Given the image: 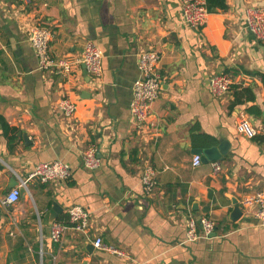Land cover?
Here are the masks:
<instances>
[{
	"label": "crops",
	"instance_id": "0c3cea01",
	"mask_svg": "<svg viewBox=\"0 0 264 264\" xmlns=\"http://www.w3.org/2000/svg\"><path fill=\"white\" fill-rule=\"evenodd\" d=\"M226 1L227 11L196 30L184 24L181 0H0V264H264V227L249 221L255 210L231 221L236 201L264 191V42L244 24L247 7L264 0ZM34 24L52 30L58 59L80 60L94 43L101 80L90 82L83 65L68 76L40 71L28 42ZM149 50L161 54L163 86L150 123L137 129L130 102L139 55ZM219 73L234 82L221 99L209 89ZM236 87L252 88L256 100L232 108ZM67 96L77 102L72 119L57 107ZM242 119L253 139L238 131ZM221 141L229 143L224 160L193 167L195 150ZM90 145L101 159L93 171L82 162ZM53 161L71 166L68 181L30 178ZM147 165L158 172L151 196L141 183ZM13 180L26 188L7 206ZM76 205L90 214L88 230L70 228L54 242L52 226L68 224ZM201 216L215 232L189 242L188 221Z\"/></svg>",
	"mask_w": 264,
	"mask_h": 264
},
{
	"label": "built area",
	"instance_id": "2783aa9c",
	"mask_svg": "<svg viewBox=\"0 0 264 264\" xmlns=\"http://www.w3.org/2000/svg\"><path fill=\"white\" fill-rule=\"evenodd\" d=\"M181 12L185 25L199 30L207 24L210 12L206 0H181ZM244 24L246 31L259 42H264V8L259 6H249L245 11ZM53 32L51 29L34 24L29 29L28 42L38 59L39 70L46 72L59 70L63 76L71 75L80 65L85 66L90 82H99L103 76V54L92 42H87L80 60L73 61L69 58H55L51 52V42ZM161 54L158 51L149 50L142 52L138 59L139 77L133 85V95L130 102L132 122L137 129H142L147 125L151 117L153 104L158 100L162 91L163 79L159 72ZM232 78L226 73L214 75L209 82L211 94L221 99L232 91ZM59 110L68 119L75 117L77 113V102L70 97H65L58 102ZM151 125L153 123L151 122ZM238 131L249 139L257 135L255 128L246 120L242 119L238 125ZM83 166L88 170H96L101 166L99 150L95 145H90L82 154ZM202 163V157L195 155L192 165L197 168ZM216 173L221 171L220 164H214ZM72 177V168L62 161L43 162L36 165L31 179L40 182L59 183L66 182ZM141 183L144 195L151 196L158 187V172L152 166L147 165L141 176ZM26 188V183L14 188L4 199L7 206H15L21 198V190ZM243 212L255 210V218L264 227V191L245 195L240 201ZM245 214V213H244ZM68 224H54L52 226L51 239L56 243H61L66 230L75 229L85 233L89 228L90 214L82 206H73L68 210ZM201 228V232L199 231ZM216 223L204 216L199 218L191 217L188 221L187 240L194 242L200 239H209L215 232ZM96 247H104L102 240L97 239ZM114 251V250H113ZM123 255L121 252H117Z\"/></svg>",
	"mask_w": 264,
	"mask_h": 264
},
{
	"label": "water",
	"instance_id": "95a60500",
	"mask_svg": "<svg viewBox=\"0 0 264 264\" xmlns=\"http://www.w3.org/2000/svg\"><path fill=\"white\" fill-rule=\"evenodd\" d=\"M84 69V75L89 79L87 75V71L85 70V66H83ZM20 137L24 139L25 142H28V136L24 133L19 134ZM229 150V143L226 141H221L219 145L213 146L211 148L205 149V150H195L194 153L196 155H200L202 157V161L204 163L209 162H220L224 160V157L227 155ZM18 186V182L16 180H13V185L11 187ZM24 193L23 190H21V195ZM234 210L231 214V221L236 223L237 221L241 220L244 217V212L242 211L241 207L239 206L238 201L235 203ZM60 212V206H58L56 203L53 205V215L57 217V215ZM252 221L254 224H257V220H249ZM214 234V233H213ZM82 264H88L87 262H83Z\"/></svg>",
	"mask_w": 264,
	"mask_h": 264
},
{
	"label": "trees",
	"instance_id": "16d2710c",
	"mask_svg": "<svg viewBox=\"0 0 264 264\" xmlns=\"http://www.w3.org/2000/svg\"><path fill=\"white\" fill-rule=\"evenodd\" d=\"M206 3L208 10L211 14L224 12L228 10V4L226 0H206ZM261 78L264 85V73L261 75ZM234 95L235 98L231 105L232 108L238 105H244L250 101L254 102L256 100L254 90L250 87H246V88L236 87ZM247 111L251 113L253 112V109L248 108ZM257 115L260 116V112H257ZM0 121L3 123V119L1 117H0Z\"/></svg>",
	"mask_w": 264,
	"mask_h": 264
}]
</instances>
